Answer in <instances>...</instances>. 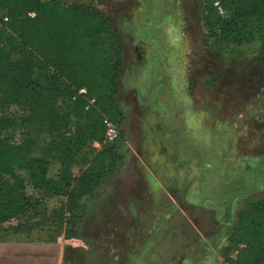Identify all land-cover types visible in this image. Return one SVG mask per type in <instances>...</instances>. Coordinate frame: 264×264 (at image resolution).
Segmentation results:
<instances>
[{"label":"rangeland","instance_id":"obj_1","mask_svg":"<svg viewBox=\"0 0 264 264\" xmlns=\"http://www.w3.org/2000/svg\"><path fill=\"white\" fill-rule=\"evenodd\" d=\"M72 2L111 21L122 48L123 121L112 123L113 142L105 132L91 146L113 148L114 164L80 201L77 233L63 224L60 264L232 263L240 213L264 200V30L242 44L221 43L209 36L202 0ZM21 51L12 50L13 63ZM23 132L18 126L5 137L17 144ZM88 151L78 154L75 176L89 168ZM66 201L50 197L48 209Z\"/></svg>","mask_w":264,"mask_h":264},{"label":"trees","instance_id":"obj_2","mask_svg":"<svg viewBox=\"0 0 264 264\" xmlns=\"http://www.w3.org/2000/svg\"><path fill=\"white\" fill-rule=\"evenodd\" d=\"M72 1L0 0V227L17 221L0 241L15 234L55 242L66 221L76 234L85 215L80 201L93 195L114 164L113 148L91 146L104 140L105 119L123 121L116 98L122 48L104 13ZM202 1L209 36L221 43L242 44L264 30V0ZM16 48L26 56L13 63ZM18 126L23 138L13 144L5 131ZM86 149L89 168L75 176L77 156ZM54 196L67 201L50 212ZM247 207L230 236L232 264H264V200Z\"/></svg>","mask_w":264,"mask_h":264},{"label":"crops","instance_id":"obj_3","mask_svg":"<svg viewBox=\"0 0 264 264\" xmlns=\"http://www.w3.org/2000/svg\"><path fill=\"white\" fill-rule=\"evenodd\" d=\"M59 242H38L22 237L0 241V264H60Z\"/></svg>","mask_w":264,"mask_h":264},{"label":"built area","instance_id":"obj_4","mask_svg":"<svg viewBox=\"0 0 264 264\" xmlns=\"http://www.w3.org/2000/svg\"><path fill=\"white\" fill-rule=\"evenodd\" d=\"M214 5L218 8V10H219V12H220L221 14H224V10H223L222 7L220 6L219 2H215ZM31 15L34 16L35 14H34V13H31ZM3 20H4V21H7L8 18L5 17ZM1 23H2V21H0V24H1ZM79 93H80V94H86V93H87V90H86L85 88H82V89L79 91ZM93 102H94V100H91V103H93ZM104 123H105V125H106V137H105V140H106L107 142H113V141L116 139L117 135H118V133H117V128H116V126L113 125L112 122L109 121L108 119H105V120H104ZM227 264H232V263H227Z\"/></svg>","mask_w":264,"mask_h":264}]
</instances>
